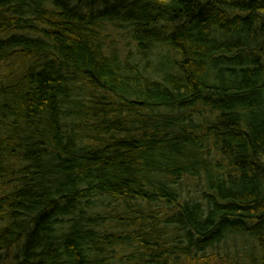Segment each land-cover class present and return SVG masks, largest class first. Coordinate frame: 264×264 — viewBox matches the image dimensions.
Listing matches in <instances>:
<instances>
[{
	"label": "trees",
	"instance_id": "1",
	"mask_svg": "<svg viewBox=\"0 0 264 264\" xmlns=\"http://www.w3.org/2000/svg\"><path fill=\"white\" fill-rule=\"evenodd\" d=\"M0 264H264V0H0Z\"/></svg>",
	"mask_w": 264,
	"mask_h": 264
}]
</instances>
